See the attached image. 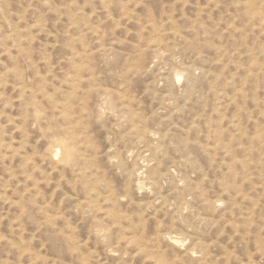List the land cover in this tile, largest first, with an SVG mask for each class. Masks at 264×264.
I'll use <instances>...</instances> for the list:
<instances>
[{
  "label": "rangeland",
  "instance_id": "rangeland-1",
  "mask_svg": "<svg viewBox=\"0 0 264 264\" xmlns=\"http://www.w3.org/2000/svg\"><path fill=\"white\" fill-rule=\"evenodd\" d=\"M0 264H264V0H0Z\"/></svg>",
  "mask_w": 264,
  "mask_h": 264
},
{
  "label": "bare ground",
  "instance_id": "bare-ground-1",
  "mask_svg": "<svg viewBox=\"0 0 264 264\" xmlns=\"http://www.w3.org/2000/svg\"><path fill=\"white\" fill-rule=\"evenodd\" d=\"M178 74H179V73H178ZM177 77H178V79H179L180 76H177ZM178 79H177V81H178ZM180 79H181V78H180ZM57 152H58V151H57Z\"/></svg>",
  "mask_w": 264,
  "mask_h": 264
}]
</instances>
